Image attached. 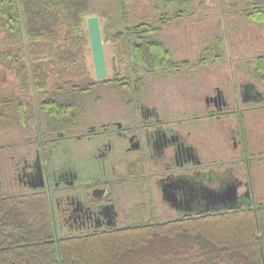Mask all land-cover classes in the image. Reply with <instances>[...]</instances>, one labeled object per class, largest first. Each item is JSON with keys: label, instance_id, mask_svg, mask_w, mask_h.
I'll list each match as a JSON object with an SVG mask.
<instances>
[{"label": "trees", "instance_id": "16d2710c", "mask_svg": "<svg viewBox=\"0 0 264 264\" xmlns=\"http://www.w3.org/2000/svg\"><path fill=\"white\" fill-rule=\"evenodd\" d=\"M235 2L242 18L264 28V0ZM200 6L198 0H0V67L18 79L0 90V264H264V201L70 236L57 231L41 190L9 186L10 151L27 138L39 147L48 134L66 131L96 100L91 86L143 87L156 73L180 69L157 33ZM91 15L104 19L103 30L123 47L119 55L128 50L132 61L125 72L118 65L101 80L88 72L83 47ZM227 37L224 30L213 34L199 54H224ZM256 62L264 79V54ZM131 71L139 72L131 78ZM10 134L20 138L6 142Z\"/></svg>", "mask_w": 264, "mask_h": 264}, {"label": "flooded vegetation", "instance_id": "af4514ba", "mask_svg": "<svg viewBox=\"0 0 264 264\" xmlns=\"http://www.w3.org/2000/svg\"><path fill=\"white\" fill-rule=\"evenodd\" d=\"M227 55L198 54L195 70L182 77L181 69L156 73L151 80L166 82L155 84L151 97L146 86H91L97 98L91 111L83 109L39 147L28 138L10 151V189L41 190L57 231L70 236L264 199L240 175L256 156L264 158V79L253 64L232 67ZM177 60L180 68L189 62Z\"/></svg>", "mask_w": 264, "mask_h": 264}, {"label": "rangeland", "instance_id": "374dc122", "mask_svg": "<svg viewBox=\"0 0 264 264\" xmlns=\"http://www.w3.org/2000/svg\"><path fill=\"white\" fill-rule=\"evenodd\" d=\"M198 1L199 3H201V6L197 7L193 14L173 19L167 26H165L157 33V37L161 38L168 44L169 48L172 51V55L176 60L185 58L189 61L188 63L186 62L185 64H183L180 68L181 77L183 74L189 75V73H187L188 70L190 72L191 70H195L196 67H194L191 62L198 57V54L203 48V45L207 41L211 40L212 35L221 31L223 32V30L228 35L227 38L229 42H227L224 54H229L225 57L227 61L229 59L232 60H229L231 61L229 64H231L232 67L235 66L234 68L238 67L239 69L248 67L250 64L256 65V59L260 56V54H264L261 51V49L264 47V28H258L257 26L248 22L246 19L242 18L237 12V10L241 8L238 5V7H235L236 5L232 4L233 2L236 3L235 0ZM100 23L103 38L104 54L108 71L107 77L103 79H106L113 76L115 72V67H117L118 65L120 69H123L122 71L125 72L124 69H126V67L130 65L132 58H130L129 54H126L128 50L126 52H120L119 55L118 51L120 49L122 50L123 47L119 48V44L114 41L112 37L107 34V32L103 30L104 19L100 18ZM87 28L88 27L86 26V29ZM1 36L2 34L0 33V37ZM88 37L89 34L87 38ZM253 45L254 48H252ZM257 54H259V56H257ZM118 56L123 59L122 61H118L117 63ZM83 57L84 64L86 65L91 77L98 79L95 75L90 38H88L87 43L84 44ZM203 69L210 70L213 69V66L212 64L210 66L205 65L203 66ZM139 71H131V78H135ZM175 73V71L172 72V74L177 76V79H180V74ZM207 75L208 74L204 72V77H207ZM165 82L166 79L165 77L162 78V76L158 79L151 80V82L148 83L150 85L149 89L148 84L145 85L147 88L146 96H152V89L155 84L162 85L165 84ZM16 83H18V79L16 78L15 74L12 71L5 70L1 66L0 90H10L16 85ZM173 83L175 84L176 82L173 81ZM96 86H102V84ZM100 94L101 93H99V95ZM91 102H89L87 104V108L84 107V109L86 108L87 110L91 111V108L95 107L93 106L94 104H92ZM82 116L83 114L81 115V117ZM16 138H20L19 135L14 136L10 134L9 137L5 140L6 142H8ZM240 175L242 176L241 179L247 181L250 180L251 185L255 188L254 191L256 195L264 196V158L262 159L261 157L256 156L253 165L244 168V170L240 172ZM260 201H264V199Z\"/></svg>", "mask_w": 264, "mask_h": 264}, {"label": "water", "instance_id": "95a60500", "mask_svg": "<svg viewBox=\"0 0 264 264\" xmlns=\"http://www.w3.org/2000/svg\"><path fill=\"white\" fill-rule=\"evenodd\" d=\"M92 56L94 61L95 75L98 79L107 77V65L104 54L101 23L98 15H91L87 18ZM42 185V184H39Z\"/></svg>", "mask_w": 264, "mask_h": 264}]
</instances>
